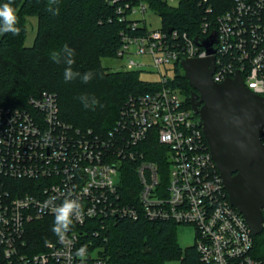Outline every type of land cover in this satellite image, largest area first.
I'll return each instance as SVG.
<instances>
[{
    "label": "built area",
    "instance_id": "1",
    "mask_svg": "<svg viewBox=\"0 0 264 264\" xmlns=\"http://www.w3.org/2000/svg\"><path fill=\"white\" fill-rule=\"evenodd\" d=\"M152 2L172 9L193 2L198 24L190 32L148 30L147 10L159 16ZM125 9L146 29L123 36L117 59H126L124 71H132L133 57L147 58L161 76L154 82L160 88L128 98L107 136L63 122L53 93L30 97L26 108L0 107V258L8 264H110L102 243L111 223L145 216L192 225L201 264H264L257 236L229 203L191 105L160 70L183 59L214 57L215 83L238 74L264 98V0H132ZM214 36L209 54L198 42ZM132 177L133 199L126 188ZM50 197L57 205L79 199L83 214L62 240L55 235L38 244L33 224L54 217L43 207ZM81 246H87L83 259L75 255Z\"/></svg>",
    "mask_w": 264,
    "mask_h": 264
},
{
    "label": "trees",
    "instance_id": "2",
    "mask_svg": "<svg viewBox=\"0 0 264 264\" xmlns=\"http://www.w3.org/2000/svg\"><path fill=\"white\" fill-rule=\"evenodd\" d=\"M132 0H12L18 16L19 35H0V107L26 108L30 97L43 92L55 94L58 116L66 124L80 131H92L107 136L120 118L126 100L160 88L156 83L140 80L139 72H109L105 59H116L124 35H140L145 26L127 17L125 4ZM8 0H0V4ZM51 6L52 11L47 9ZM123 8L125 12L119 13ZM161 18V28L190 32L198 24L197 7L183 3L177 9L152 2ZM58 10V11H57ZM37 18V32L31 47H25V18ZM17 37V38H16ZM74 49L73 71L81 74L92 71L89 83L80 78L64 80L63 47ZM61 52V62L51 59V52ZM168 86L184 92L190 108V87L179 64H174L173 77ZM88 97L90 107L79 99ZM98 103L92 105V98ZM128 196L135 198L137 184L127 180ZM54 217L33 224L32 241L43 244L53 240ZM175 225L145 216L123 218L111 223L107 241L102 243L110 264H164L180 260L181 264H201L195 244L182 250L175 240ZM256 249L264 256V232L255 238ZM0 264H8L0 258Z\"/></svg>",
    "mask_w": 264,
    "mask_h": 264
},
{
    "label": "water",
    "instance_id": "3",
    "mask_svg": "<svg viewBox=\"0 0 264 264\" xmlns=\"http://www.w3.org/2000/svg\"><path fill=\"white\" fill-rule=\"evenodd\" d=\"M169 30L168 32H170ZM211 37L199 45L208 49ZM189 102L227 192L253 236L264 232V98L246 88L241 77L218 84L212 79L214 57L183 59Z\"/></svg>",
    "mask_w": 264,
    "mask_h": 264
},
{
    "label": "clouds",
    "instance_id": "4",
    "mask_svg": "<svg viewBox=\"0 0 264 264\" xmlns=\"http://www.w3.org/2000/svg\"><path fill=\"white\" fill-rule=\"evenodd\" d=\"M55 0H50V4L54 3ZM52 11L51 6L47 9ZM58 11V10H57ZM18 25V16L16 10L12 6V0H8L3 4H0V35L12 34L19 35L20 28ZM63 61L66 65L64 69V80L70 82L76 78H80L83 83H89L95 76L92 71L81 74L80 72L73 71L72 65L74 63V49L65 45L62 49ZM51 59L56 62H61V52L53 51L50 54ZM83 103L84 107H90L87 96H81L79 98ZM92 105L98 103L93 97L91 101ZM55 197H50L43 203L44 208H50L54 214V223L52 226L53 233L61 240L65 237L73 227V220L79 219L83 214V205L79 199L66 198L60 204L55 203ZM77 257L84 258L87 255V246H81L75 253Z\"/></svg>",
    "mask_w": 264,
    "mask_h": 264
},
{
    "label": "rangeland",
    "instance_id": "5",
    "mask_svg": "<svg viewBox=\"0 0 264 264\" xmlns=\"http://www.w3.org/2000/svg\"><path fill=\"white\" fill-rule=\"evenodd\" d=\"M134 18H140L141 15L137 14L133 16ZM145 26L148 30H159L161 29V18L154 14L152 11L147 10L145 13ZM37 32V18L35 16H27L25 18V35H24V46L31 47L34 43V39ZM18 36V35H17ZM17 38V37H16ZM132 60L136 64L134 70L139 72L140 80L144 82H159L161 76L158 74V71L155 67L152 66L150 61L147 58L133 57ZM126 59H105L103 60V65L109 72L124 70L123 66L126 63ZM173 67L172 63H169L165 66L160 67L163 76L172 79L173 77ZM167 69V73H165ZM179 96L180 100L185 99L184 92H181ZM175 240L178 246L184 250L187 247H190L196 242L195 228L192 225H175ZM164 264H181L180 260H170Z\"/></svg>",
    "mask_w": 264,
    "mask_h": 264
}]
</instances>
